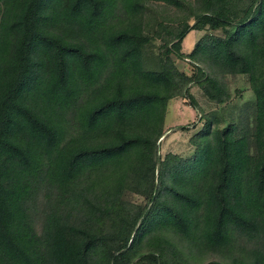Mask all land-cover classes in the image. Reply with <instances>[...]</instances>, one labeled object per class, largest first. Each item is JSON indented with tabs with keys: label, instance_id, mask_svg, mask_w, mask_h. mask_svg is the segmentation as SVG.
I'll list each match as a JSON object with an SVG mask.
<instances>
[{
	"label": "trees",
	"instance_id": "trees-1",
	"mask_svg": "<svg viewBox=\"0 0 264 264\" xmlns=\"http://www.w3.org/2000/svg\"><path fill=\"white\" fill-rule=\"evenodd\" d=\"M104 1L3 0L8 13L0 19V264H136V258L139 264H177L165 253L170 247L167 240L155 251L137 256L131 251L147 234L168 227L188 235L198 211V221L204 226L202 238L210 249L221 250L234 232L259 245L247 264H264V0H257L241 19H235L232 12L239 0H195L201 10L195 13L192 27L198 31L232 29L224 38H202L193 53L225 74L248 76L255 98L253 145L249 146L250 136L239 135L234 124L214 131L207 125L196 137L194 154L168 168L165 176L171 183L166 188H161L165 177L161 170L147 166L145 187L153 197L151 210L137 229L125 232L119 244L114 237L105 239L86 225H71L56 215L48 217L45 239L36 238L26 210L21 209L26 188L21 182L33 184L45 177L44 157L57 153L56 172L62 181L83 171L101 173L114 167L115 178L111 174L106 178L118 190L127 172L140 177L146 170L141 168L140 154L148 153L144 150L151 141L140 132L117 129L114 137L96 145H69L70 140L60 151L66 130L57 116L73 100L76 81L82 85L111 56L138 83L129 90L118 83L88 108L83 119L87 130L105 122L136 124L153 116L158 131L167 103L174 97L172 76L144 68L146 38L140 25L113 29L101 48H91L81 40L98 27ZM146 1L184 6L181 0ZM133 3L135 8L144 6L141 0ZM74 33L79 35L76 40L71 37ZM210 84L220 91L215 81ZM211 98L223 102L220 95ZM161 137L162 133H156L154 142ZM250 147H254L252 153ZM128 159L132 165L122 172ZM200 181L198 194L191 184ZM161 198L165 201L159 204ZM146 219L151 220L149 226ZM171 255L176 257V252Z\"/></svg>",
	"mask_w": 264,
	"mask_h": 264
},
{
	"label": "rangeland",
	"instance_id": "rangeland-1",
	"mask_svg": "<svg viewBox=\"0 0 264 264\" xmlns=\"http://www.w3.org/2000/svg\"><path fill=\"white\" fill-rule=\"evenodd\" d=\"M134 1L137 2L105 0L104 14L98 20V27L90 36H84L81 40L91 48H101L104 38L113 29L127 24L141 26L142 35L146 38L144 68L164 71L167 77L172 76L173 83L169 81L171 89L172 86L176 87L172 91L174 97L167 103L160 129L154 130L153 116L140 119L136 124L111 126L105 122L95 129H85L84 113L97 100L113 91L118 83L126 90L138 84L136 78L111 56H107L105 64L86 77L82 85L79 80L76 81L73 100L60 111L57 118L66 130L60 151L70 140L69 145L79 142L96 145L114 137L117 129H124L130 134L140 132L151 141L150 147L144 150L148 153L140 154V161L144 162L141 168L146 170L140 177H133L131 172H127L123 186L118 190L113 189L111 181L106 178L110 174L115 178L117 169L114 167L101 173L83 171L70 181H62L56 172L57 153L44 157L41 169L47 170L45 177L36 178L33 184L25 180L21 182L26 187L22 191L21 209L26 210L28 223L38 241L45 239L48 217L56 215L63 220L67 218L71 225H86L105 239L114 237L119 244V239L127 236L128 232H125L131 228L137 229L148 209L151 210L153 197L145 187L149 178L145 181V177L150 169L147 166L154 165L165 176L174 163L183 162L194 154L196 137L207 125L214 131L234 124L239 135L252 134L255 98L248 76L225 74L203 56L193 53L202 38H224L231 34L232 29H192L196 22L195 13L201 10L195 0H181L184 4L182 8L146 0H141L144 6L135 8ZM256 1L239 0L238 7L234 5L232 10L235 19L243 18L250 7L252 10ZM6 5L0 0V19L7 16ZM59 29L62 30L61 26ZM73 36L76 40L79 35L74 33ZM210 80L218 84L220 91L214 90ZM219 95L223 99L222 103L211 98ZM153 131L155 133L151 137ZM156 133H162V137L154 142ZM252 139V136L248 139L249 146L253 145ZM253 151L254 147H250V153ZM131 165L132 159H128L122 172ZM170 183V179L165 176L161 188H166ZM202 184L203 181L193 182L191 187H195L199 194ZM158 200L159 204L165 201L163 198ZM201 211L204 212L203 208ZM139 213L141 216L137 221ZM192 217L193 227L188 235H180L169 227L154 231L147 234L131 254L137 256L155 251L163 240H167L170 247L165 253L169 254V260H175L177 264H247L259 249L256 240L232 232L221 250H212L202 238L204 226L198 221L199 211ZM135 221L137 224L134 226ZM150 222V219H146L145 225L149 226ZM139 230L144 231V226L141 225ZM173 251L176 257H172ZM134 262L139 264L141 261L136 258Z\"/></svg>",
	"mask_w": 264,
	"mask_h": 264
}]
</instances>
